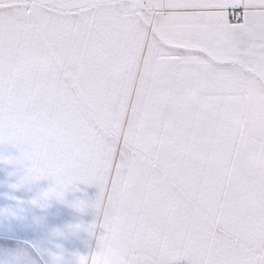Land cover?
I'll return each mask as SVG.
<instances>
[{
	"label": "snow or ice",
	"instance_id": "6c2138e0",
	"mask_svg": "<svg viewBox=\"0 0 264 264\" xmlns=\"http://www.w3.org/2000/svg\"><path fill=\"white\" fill-rule=\"evenodd\" d=\"M0 144L76 264H264V0H0Z\"/></svg>",
	"mask_w": 264,
	"mask_h": 264
},
{
	"label": "crops",
	"instance_id": "0c3cea01",
	"mask_svg": "<svg viewBox=\"0 0 264 264\" xmlns=\"http://www.w3.org/2000/svg\"><path fill=\"white\" fill-rule=\"evenodd\" d=\"M19 155L17 147L0 144V264H54L55 256L62 257V264H76L79 255L97 249V239L87 226L98 225L100 218L95 208L80 211L73 204L95 200L99 189L77 185L63 202L53 198L43 206L33 204L51 181L22 182L24 166L7 162Z\"/></svg>",
	"mask_w": 264,
	"mask_h": 264
}]
</instances>
